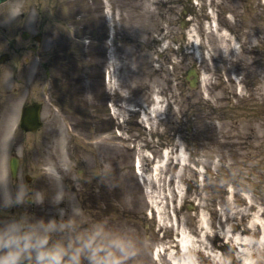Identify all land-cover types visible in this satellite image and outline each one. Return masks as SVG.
<instances>
[{"label":"rangeland","instance_id":"374dc122","mask_svg":"<svg viewBox=\"0 0 264 264\" xmlns=\"http://www.w3.org/2000/svg\"><path fill=\"white\" fill-rule=\"evenodd\" d=\"M22 5L55 39L58 66L50 51L39 72L51 129L16 128L22 98L0 113V157L21 159L16 180L0 165L9 225L26 223L20 256L46 264L55 247L58 264H172L183 228L198 244L210 227L205 242L223 263L200 250L197 264H264V2L10 0L0 12ZM228 217L248 230L230 240Z\"/></svg>","mask_w":264,"mask_h":264},{"label":"flooded vegetation","instance_id":"af4514ba","mask_svg":"<svg viewBox=\"0 0 264 264\" xmlns=\"http://www.w3.org/2000/svg\"><path fill=\"white\" fill-rule=\"evenodd\" d=\"M22 6L20 9L11 8L0 16V113H6L12 108L14 104L18 105V102L23 99L20 107V113L24 105L31 104L33 102H40V95L44 93L41 90L40 69L42 65L45 67L47 62L44 60L47 54L52 53L50 57L51 64L58 66L57 51L58 46L53 42L48 44L46 33L43 31V25L35 23V20L27 16L25 9ZM14 16L16 20L11 17ZM10 17V18H9ZM36 30H34V29ZM107 35V33H106ZM49 47V48H48ZM24 60L19 63L24 56ZM48 70V83H51L50 92L52 97H55L57 91L56 79H52V74ZM109 71V70H108ZM106 71V72H108ZM31 78L28 82H23L26 79ZM9 80H12L13 85L10 86ZM21 85V86H20ZM46 92V90H45ZM109 112L111 116H115V111L111 110L109 105ZM44 106L42 113L44 114ZM20 116V115H19ZM7 117V116H6ZM45 121L42 127H40L35 133L46 131L51 126H45ZM116 124L111 121L108 126L101 127L99 139L102 142H106V145H114L115 143V131ZM0 154L3 153L1 146L3 145L4 138L7 139V132L5 128L0 127ZM20 130V129H18ZM21 131V130H20ZM2 150V151H1ZM4 154V153H3ZM0 157V165L4 166L7 162L11 165V161H14L16 153L12 151L10 156ZM19 168L21 165V159L18 158ZM9 168V167H8ZM7 169V168H6ZM3 171V169H2ZM4 173L0 171V182L4 179ZM9 208L3 204V198L0 196V264H23L25 256H20V253L25 248V240L27 238L26 223L24 220H18V215H22V211L17 214V223L21 225L22 231L18 233L15 223L13 229H10L11 224L8 214L6 213ZM14 213V208L11 209ZM9 221V222H8ZM13 221V220H12ZM22 239V242L17 241Z\"/></svg>","mask_w":264,"mask_h":264},{"label":"bare ground","instance_id":"6f19581e","mask_svg":"<svg viewBox=\"0 0 264 264\" xmlns=\"http://www.w3.org/2000/svg\"><path fill=\"white\" fill-rule=\"evenodd\" d=\"M25 7V6H24ZM13 8H15V9H18V8H21V7H18V6H13ZM4 15V14H3ZM28 16V15H27ZM11 17V16H10ZM9 17V18H10ZM13 20H16L15 19V17L14 16H12L11 17ZM154 112H156V110L154 109L153 111H151L150 112V114L152 115V114H154ZM144 115H145V117H146V113L144 112ZM180 155H183V151H184V149L183 148H180ZM171 152L172 151H170V150H164L163 151V157H166L168 160H171L172 159V157L170 156V154H171ZM182 161H181V158H178V164L179 163H181ZM138 163H140V158H138V160H137V164ZM175 166H177V165H175ZM187 163L186 162H184V163H182V167H181V171H185L186 169H187ZM159 169L160 168H157V170H158V172L157 173H159ZM179 172V174L178 175H176L175 174V176L176 177H180V175H182L183 174V172ZM181 178V177H180ZM174 190V196H176L178 193H177V191H178V189L176 188V189H173ZM235 197H234V199H233V202L235 203V202H239L240 200H241V197L239 196V195H234ZM232 202V203H233ZM255 207V203L254 202H252L251 203V208H254ZM246 212H248L247 210H246ZM233 220V218H230V217H228L227 219H226V222L225 223H223L222 225H223V227H225V225H228V229H227V231L230 233L229 234V239L230 240H233L234 239V237L239 233V231L238 230H240V232H242V233H244V232H246L247 230H248V228L247 227H245V228H241L240 229V226H239V224L237 223V224H230L231 223V221ZM258 226H259V224L258 223H255V224H253V227H257L258 228ZM207 227H209L208 225H207ZM182 231H183V234H184V237L182 238V240H181V245H180V247L178 248V250H177V252H176V254L178 255V256H180V258L179 259H181V260H184V262H186L187 264H197L196 263V261H195V259L193 258L194 256V254L195 253H201V251L200 250H202L205 254H207L208 256H213V257H215V258H219V260H221L222 261V258H221V256H219V254H218V252H217V250L215 249V247L214 246H209L206 242H205V238H207V237H209L210 236V227L209 228H204L203 227V229H202V231H203V233H202V235H199V239L197 240L198 241V244H196L195 243V241H194V239L193 238H190L189 236H188V234H187V232H186V230H185V228H183L182 229ZM189 237V238H188ZM187 239V240H186ZM238 241L239 240H241V238H240V236H239V238L237 239ZM187 242V243H186ZM173 245H170V246H168V247H164V250H165V253H166V251L168 250V251H171L172 249L171 248H173L172 247ZM176 254L174 253L173 254V252H171V258L172 259H174V261H176L177 262V256H176ZM159 255H160V253H159ZM189 259V260H188ZM262 261V259L261 258H258V260H257V262H261ZM222 263H223V261H222ZM181 264V263H180Z\"/></svg>","mask_w":264,"mask_h":264},{"label":"water","instance_id":"95a60500","mask_svg":"<svg viewBox=\"0 0 264 264\" xmlns=\"http://www.w3.org/2000/svg\"><path fill=\"white\" fill-rule=\"evenodd\" d=\"M6 0H0V4L5 2ZM193 75V78L190 79V84L192 87H195L198 82V73L195 69H191L188 78ZM41 124L40 121V112L39 106L33 105L30 107H26L25 111L23 112V116L21 118V126L25 129L35 130ZM13 173L15 175L17 170V164H12ZM56 264V263H54Z\"/></svg>","mask_w":264,"mask_h":264}]
</instances>
